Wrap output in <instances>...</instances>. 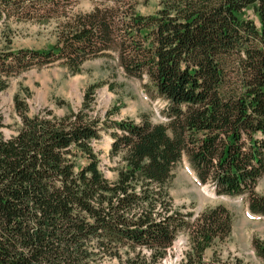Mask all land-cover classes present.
Instances as JSON below:
<instances>
[{
    "label": "trees",
    "instance_id": "1",
    "mask_svg": "<svg viewBox=\"0 0 264 264\" xmlns=\"http://www.w3.org/2000/svg\"><path fill=\"white\" fill-rule=\"evenodd\" d=\"M81 1L0 0V20H64L49 49L0 53V92L31 69L77 73L114 53L127 77L150 80L168 122L98 119L87 100L71 116L30 118L16 98L22 126L0 134V264H162L180 234V264H225L205 254L232 234L231 213L184 215L163 190L187 157L199 183L264 217V0H159L151 16L138 0H92V12L72 14ZM102 132L122 159L116 183L93 147ZM253 245L264 264V242ZM123 249L133 257L122 260Z\"/></svg>",
    "mask_w": 264,
    "mask_h": 264
},
{
    "label": "rangeland",
    "instance_id": "2",
    "mask_svg": "<svg viewBox=\"0 0 264 264\" xmlns=\"http://www.w3.org/2000/svg\"><path fill=\"white\" fill-rule=\"evenodd\" d=\"M138 4V12L146 16L154 15L160 9L159 0H138ZM95 8L92 0H84L74 7L72 14H88ZM247 14L259 23L252 9ZM63 21L0 20V53L49 49L57 43L59 25ZM115 56L111 53L89 60L77 73L54 65L34 68L7 80L5 90L0 92V134L10 139L17 135L22 126V118L15 108L16 98L26 106L30 118L71 116L83 110L87 100L91 105L90 115L98 119L108 117L111 122L131 120L139 124L147 118L152 124L166 125L167 102L155 94L146 76L142 79L127 77ZM112 143L110 133L102 132L100 140L95 141L93 147L100 161L101 172L110 183H116L123 163L120 156L111 155ZM173 176L163 190L171 210L198 216L207 209L224 206L233 217L232 234L206 252L207 261L217 257L225 264H262L253 243L254 240L264 242V217L249 211L245 197L217 196L211 185L199 183L187 157L176 165ZM256 193L264 195V177L257 185ZM188 247L187 236L180 234L162 264H180ZM120 254L124 261L134 255L127 249ZM103 264L121 262L106 258Z\"/></svg>",
    "mask_w": 264,
    "mask_h": 264
}]
</instances>
